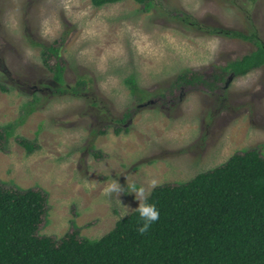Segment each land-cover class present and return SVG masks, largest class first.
<instances>
[{
  "label": "rangeland",
  "instance_id": "rangeland-1",
  "mask_svg": "<svg viewBox=\"0 0 264 264\" xmlns=\"http://www.w3.org/2000/svg\"><path fill=\"white\" fill-rule=\"evenodd\" d=\"M232 33L264 43V0H0V186L42 191L38 236L100 238L156 186L264 157V66L156 100L179 75L256 49Z\"/></svg>",
  "mask_w": 264,
  "mask_h": 264
},
{
  "label": "trees",
  "instance_id": "trees-1",
  "mask_svg": "<svg viewBox=\"0 0 264 264\" xmlns=\"http://www.w3.org/2000/svg\"><path fill=\"white\" fill-rule=\"evenodd\" d=\"M91 1L102 6L120 0ZM234 35L256 49L209 74L179 75L156 100L176 101L184 88L214 91L229 76L264 66V43L254 35ZM45 54L48 61L59 50L51 45ZM54 71L59 92L66 91L64 66L56 63ZM86 83L80 80L69 90L76 92V86ZM131 116L127 112L121 121ZM3 136L0 131V140ZM20 143L29 152L35 149L29 141ZM145 203L155 205L160 216L142 235L136 209L100 238H81L73 231L57 240L37 235L46 210L42 191L0 186V264H264V157L257 149L233 154L186 183L156 186Z\"/></svg>",
  "mask_w": 264,
  "mask_h": 264
},
{
  "label": "clouds",
  "instance_id": "clouds-1",
  "mask_svg": "<svg viewBox=\"0 0 264 264\" xmlns=\"http://www.w3.org/2000/svg\"><path fill=\"white\" fill-rule=\"evenodd\" d=\"M153 186L155 187V182H153ZM117 185H111L108 188V192L118 191ZM140 195H143V190H140ZM137 211L139 212L140 218L143 221L141 227H139L138 231L142 235L148 231L149 227L159 219L160 213L159 210L153 204H139ZM126 214V213H125Z\"/></svg>",
  "mask_w": 264,
  "mask_h": 264
}]
</instances>
